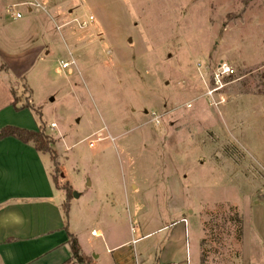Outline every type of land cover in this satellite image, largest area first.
<instances>
[{
  "label": "rangeland",
  "instance_id": "rangeland-1",
  "mask_svg": "<svg viewBox=\"0 0 264 264\" xmlns=\"http://www.w3.org/2000/svg\"><path fill=\"white\" fill-rule=\"evenodd\" d=\"M28 1L0 0V48L20 67L34 30L19 26L29 18L47 26L51 52L28 74L34 93L27 83L15 91L56 123L51 134L43 128L61 189L74 191L67 174L78 187L130 194L135 237L155 207L183 204L199 264H264V0H40V11ZM11 4L23 19L11 18ZM60 59L74 63L63 70ZM224 61L235 69L228 100L210 105L206 81ZM118 224V241L131 238ZM168 232L137 249L145 254ZM183 241L167 247L177 262Z\"/></svg>",
  "mask_w": 264,
  "mask_h": 264
},
{
  "label": "crops",
  "instance_id": "crops-1",
  "mask_svg": "<svg viewBox=\"0 0 264 264\" xmlns=\"http://www.w3.org/2000/svg\"><path fill=\"white\" fill-rule=\"evenodd\" d=\"M25 21L26 24L19 27L34 30V34L31 42L24 47V54L20 57L21 66L14 67L0 48L1 64L5 63L8 67V70L0 73L7 77L5 84L9 93L7 103L0 106V131L9 125L39 131L44 122L37 115L34 116L33 110L26 108L17 111L12 105L13 89L17 90V85L23 89L26 83L30 87L29 72L45 61L51 52V44L45 37L47 32L41 30L46 24L32 18ZM5 26L3 21L0 22V27ZM61 61L67 60L60 59L62 69ZM13 73L16 76H11ZM30 89L33 95L34 91ZM4 111L5 114H2ZM44 123L47 131L57 128L51 126L54 121L50 125ZM52 167L50 155L37 150L33 142L25 143L15 136L0 139V264H66L72 258L66 223L91 264H199L200 244L198 241L194 253L188 241L191 215L185 216L186 207L183 204L170 207L167 212L155 207V215L149 214L137 223L140 235L135 237L131 233V212L138 216V208L131 204L130 194H125L123 198L116 190L98 192L100 188L91 181L78 187L66 174V179L77 193L70 200L67 219L64 213L67 192L56 187ZM184 218L187 222L183 221ZM260 219L264 223V216ZM121 220L126 223L127 229L130 227L131 233V238L124 241H118L117 236V226ZM94 229L99 235L92 233ZM165 230L169 232L159 244L145 251V254L139 252L138 243ZM260 233L264 240V230ZM179 237L184 239L182 248H186L181 262L173 259L172 251L167 249L172 240ZM127 247L132 251L126 250ZM71 264L80 263L74 260Z\"/></svg>",
  "mask_w": 264,
  "mask_h": 264
},
{
  "label": "trees",
  "instance_id": "trees-1",
  "mask_svg": "<svg viewBox=\"0 0 264 264\" xmlns=\"http://www.w3.org/2000/svg\"><path fill=\"white\" fill-rule=\"evenodd\" d=\"M252 0H244L245 6H247ZM2 70H8V67L5 63H2L0 65V71ZM13 94V101L12 105L14 108L19 111L22 109L29 108L35 112L39 120L42 121V111L40 107H36L32 102H25L20 104V97L17 96V92L13 89L12 91ZM43 122L40 125L39 131H33V130H28L24 128H19L16 126H5L1 131H0V139L7 137V136H15L19 139H21L25 143L33 142L37 150L46 153L50 152L51 153V158L52 160H55V153L49 149V143H52L53 140L46 134L45 129L43 128ZM53 181L55 182V185L57 188H63L60 187L59 182L55 179L54 176ZM74 196V191L72 192L71 189H67V200L64 204V213L66 218L68 219L69 217V209H70V200L72 199L70 197V194ZM65 228L68 232L69 236V243L71 246L72 250V258L67 261L66 264H71L74 260L77 261L80 264H91L89 259L83 254L81 246L79 244V241L77 237L72 234L69 229H68V223H66Z\"/></svg>",
  "mask_w": 264,
  "mask_h": 264
},
{
  "label": "built area",
  "instance_id": "built-area-1",
  "mask_svg": "<svg viewBox=\"0 0 264 264\" xmlns=\"http://www.w3.org/2000/svg\"><path fill=\"white\" fill-rule=\"evenodd\" d=\"M27 6H30L32 9H35L37 11L45 10V6L40 0H29L25 3ZM19 5L13 4L9 7V13L14 19H21L23 17V13L17 9ZM94 20V16H90L89 20H84L80 22V25L86 26L88 25V22H91ZM74 61H61V67L62 69L69 68L71 64H73ZM235 74V69L232 65H230L228 62H220L216 65L214 68V71L212 73L211 79V85L209 83L206 84L208 86V89L206 91V95L209 97V103L210 105L219 106L220 104H224L227 102L228 98L225 96V93L223 89L228 84L226 83V78H230ZM216 96H219L221 99L217 100ZM52 128L56 127V123L51 124ZM94 144V142L92 141ZM183 221L187 222V219L184 218ZM92 233L94 235H99L98 231L96 229L92 230Z\"/></svg>",
  "mask_w": 264,
  "mask_h": 264
},
{
  "label": "water",
  "instance_id": "water-1",
  "mask_svg": "<svg viewBox=\"0 0 264 264\" xmlns=\"http://www.w3.org/2000/svg\"><path fill=\"white\" fill-rule=\"evenodd\" d=\"M77 195V193L76 192H74V196H76Z\"/></svg>",
  "mask_w": 264,
  "mask_h": 264
}]
</instances>
